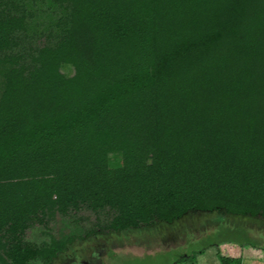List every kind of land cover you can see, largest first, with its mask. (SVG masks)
Segmentation results:
<instances>
[{
	"label": "trees",
	"instance_id": "1",
	"mask_svg": "<svg viewBox=\"0 0 264 264\" xmlns=\"http://www.w3.org/2000/svg\"><path fill=\"white\" fill-rule=\"evenodd\" d=\"M81 208L264 218V0H0V264L54 256L25 232Z\"/></svg>",
	"mask_w": 264,
	"mask_h": 264
},
{
	"label": "rangeland",
	"instance_id": "2",
	"mask_svg": "<svg viewBox=\"0 0 264 264\" xmlns=\"http://www.w3.org/2000/svg\"><path fill=\"white\" fill-rule=\"evenodd\" d=\"M107 221L104 215L81 208L68 218L54 217L46 229L27 230L26 239L35 245L48 244L50 236L69 240L54 256H37L26 264H169L195 248L203 249L195 260L179 264H220L219 255L238 257L240 264H264L262 249L230 242L214 245L223 240H250L264 247L262 217L191 209L170 222L154 221L118 231L106 230Z\"/></svg>",
	"mask_w": 264,
	"mask_h": 264
}]
</instances>
